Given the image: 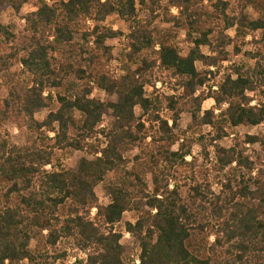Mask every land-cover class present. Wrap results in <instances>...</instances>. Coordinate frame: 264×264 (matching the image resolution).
Returning a JSON list of instances; mask_svg holds the SVG:
<instances>
[{"label": "trees", "instance_id": "trees-1", "mask_svg": "<svg viewBox=\"0 0 264 264\" xmlns=\"http://www.w3.org/2000/svg\"><path fill=\"white\" fill-rule=\"evenodd\" d=\"M30 1L0 0V15ZM205 1L38 0L22 31L0 22V76L17 66L29 81L0 95V264H65L72 252L74 264H264V134L242 131L264 126V0H217L212 11ZM113 15L129 26L126 58L137 66L118 80L100 65L112 59L107 42L124 37L105 27ZM159 17L172 28L155 29ZM182 30L185 56L173 45ZM231 55L243 61L222 67ZM161 77L183 96L148 98ZM95 89L115 102L91 98ZM183 114L189 130L209 132L177 135ZM5 125L36 136L33 148L12 143ZM71 152L91 158L68 168L59 154ZM104 183L107 205L96 193ZM128 213L138 216L123 227L137 245L129 254L116 230Z\"/></svg>", "mask_w": 264, "mask_h": 264}, {"label": "rangeland", "instance_id": "rangeland-1", "mask_svg": "<svg viewBox=\"0 0 264 264\" xmlns=\"http://www.w3.org/2000/svg\"><path fill=\"white\" fill-rule=\"evenodd\" d=\"M53 1H59V0H47L49 4H52ZM62 1H69V0H62ZM168 0H165L167 2ZM212 3L209 1H205L204 6L210 9L212 11V6L217 3V0H211ZM231 1L233 0H226ZM37 3L38 0H31L29 4L25 5L19 14L14 13L11 9L5 10L0 15V22L3 26H10L14 25L17 28V31L20 32L24 29L25 21L24 18L35 11H37ZM234 5V3H232ZM236 6V5H234ZM140 9V8H139ZM170 13L174 16L178 15L177 9H170ZM245 14L256 18V13L252 9H247L245 11ZM147 18L145 11L140 10L139 11V20L145 21ZM105 27L112 29L113 31H121L124 33L123 38H116L115 40H111L107 42V46L111 48L112 52V59L109 61H101L100 65L102 67V70L109 73L114 79L118 80L119 78L125 76L128 72H132L136 69V65H133L132 63H129L127 61V54L129 53L128 48V40H127V34L129 33V26L128 24L121 22L119 18L116 15L111 16L107 22L105 23ZM153 27L158 30L166 31L168 29L172 28V25H167L164 23V19L162 17H159L153 24ZM231 38L235 37V31L230 30L227 33ZM194 37H197V35H194ZM256 37L260 38V33L256 34ZM80 37H77V41H79ZM251 38H248L247 41H251ZM173 45L177 47V49L180 51V54L182 56L187 55L188 50L192 47L190 42H188L186 37V32L182 30L179 31L176 35V38L173 40ZM250 46H245L244 51H249ZM228 51L232 53L233 47H229ZM202 52L206 55H210V51L208 48H202ZM240 61H243V59L240 57H234L231 55L228 59V62L223 63L222 67H227L233 63H239ZM198 71L202 73L204 70L201 67V65H198ZM221 74L217 77V79L210 81L211 86H213V90L217 89L216 83L220 81ZM26 76L23 75V73L20 71V69L17 66H14L9 72L4 73L0 76V95L3 97L5 94H7V90L10 89V87H17L18 89L24 88L27 83ZM164 82V83H163ZM163 83V84H162ZM207 94L208 93V86H204L198 89L196 93V97L201 95L202 93ZM145 95L148 98L152 97H158L161 101H164L165 98H175L179 99L183 96V89L179 88L175 85L174 80L166 79L165 77H161V80H157L155 83V87L153 85H147L145 87ZM5 97V96H4ZM91 98H96L101 101L110 100L112 102H115V98H108L102 91L95 89L93 91V94ZM186 102V100H185ZM215 107V102L213 100H206L202 106V113L205 111H208ZM48 110L40 111L36 115V119L38 121H42L45 119L48 115ZM136 115L140 117L142 115V112L140 109H136ZM161 116L163 119L168 120L169 124L172 123L173 115L172 113L168 112V110H163L161 113ZM113 122L112 112L109 111L107 116L104 117L103 123L100 126V129L104 128H110ZM190 127H194V124H192V120L190 115L183 114L178 120L177 128H176V134L181 135L183 132L187 133V136L189 137H199L201 135H206L209 132V129L206 127H198L194 128L192 130H189ZM5 131L8 132L9 138L11 139L12 143L21 146V147H29L33 148V144L35 141L36 136L29 133L24 128H16L12 125H5ZM243 132H249L251 134H264V126L259 127L257 129L253 130H242ZM4 132V131H3ZM101 143L104 142V139L100 138ZM194 154L196 157H198L199 163L198 165L202 164L203 157L201 156L200 149L198 147H195L193 149ZM137 154V152L133 153L132 155ZM60 158L62 159L63 164L68 168H76L78 166L79 161L83 158H91V156L86 155V153H80V152H71V154L63 155L59 154ZM62 155V156H61ZM131 156V154H129ZM49 169V168H48ZM113 176H110L107 178V183L111 181V178ZM101 184L96 189L97 196L99 198V202L102 205H107L109 203L108 195L105 191V185ZM95 211L92 212V215L94 216ZM137 214L134 213H128L124 216V220L122 224L118 225L116 227V230L120 233H122L123 240L122 244L125 249L126 253H132L136 250L137 245L134 242V240L124 231V223H134L137 219ZM34 244L32 245V249H34ZM76 253L72 252L70 256L66 258L64 261L65 264H74L75 261V255ZM80 259H83V255H79Z\"/></svg>", "mask_w": 264, "mask_h": 264}]
</instances>
